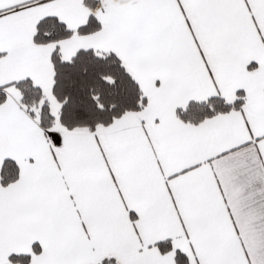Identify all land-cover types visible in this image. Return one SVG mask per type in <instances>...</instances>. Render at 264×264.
Instances as JSON below:
<instances>
[{
    "label": "snow or ice",
    "instance_id": "1",
    "mask_svg": "<svg viewBox=\"0 0 264 264\" xmlns=\"http://www.w3.org/2000/svg\"><path fill=\"white\" fill-rule=\"evenodd\" d=\"M0 264H264V0H0Z\"/></svg>",
    "mask_w": 264,
    "mask_h": 264
}]
</instances>
